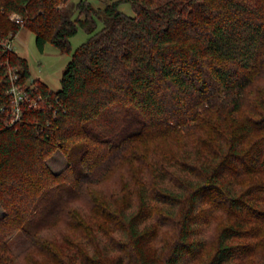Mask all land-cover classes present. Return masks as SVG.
<instances>
[{
  "label": "trees",
  "instance_id": "trees-1",
  "mask_svg": "<svg viewBox=\"0 0 264 264\" xmlns=\"http://www.w3.org/2000/svg\"><path fill=\"white\" fill-rule=\"evenodd\" d=\"M68 2L0 0L71 52L52 90L0 45L37 101L0 84V264H264V0Z\"/></svg>",
  "mask_w": 264,
  "mask_h": 264
},
{
  "label": "rangeland",
  "instance_id": "rangeland-1",
  "mask_svg": "<svg viewBox=\"0 0 264 264\" xmlns=\"http://www.w3.org/2000/svg\"><path fill=\"white\" fill-rule=\"evenodd\" d=\"M78 0H69L68 5L74 6ZM93 7L103 8L108 0H88ZM120 9L129 15H133L132 7L129 3H122ZM77 15V13H76ZM101 22H98V28ZM88 38V34L81 27L78 28L75 35L70 38L71 51L75 50ZM15 51L28 60L29 71L32 78H37L45 83L50 89L58 90L60 88V78L62 72L71 58L70 53H62L57 47L47 42L43 49H39L33 32L25 27H22L16 34L13 41ZM48 165L53 171L59 170L65 163L61 153H54L48 160ZM117 183V176H114L108 186H113ZM81 203H86V198L83 196ZM2 209L0 207V215ZM13 252L17 255L19 263L22 257L26 254L31 242L24 238L20 233H15L9 240Z\"/></svg>",
  "mask_w": 264,
  "mask_h": 264
},
{
  "label": "built area",
  "instance_id": "built-area-1",
  "mask_svg": "<svg viewBox=\"0 0 264 264\" xmlns=\"http://www.w3.org/2000/svg\"><path fill=\"white\" fill-rule=\"evenodd\" d=\"M9 18L17 24H22V18L17 13H10ZM15 36L9 33L1 37L0 45L4 51H15L13 45ZM4 82H7L5 93L10 100V122L14 123L20 119L25 108L36 107L37 101L29 93L28 82L21 80L18 68L11 66L8 60L0 59V84Z\"/></svg>",
  "mask_w": 264,
  "mask_h": 264
}]
</instances>
